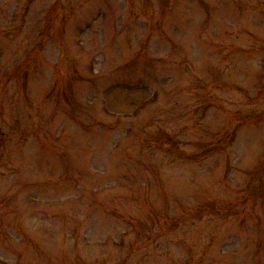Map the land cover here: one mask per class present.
<instances>
[{
    "label": "rangeland",
    "instance_id": "obj_1",
    "mask_svg": "<svg viewBox=\"0 0 264 264\" xmlns=\"http://www.w3.org/2000/svg\"><path fill=\"white\" fill-rule=\"evenodd\" d=\"M0 264H264V0H0Z\"/></svg>",
    "mask_w": 264,
    "mask_h": 264
}]
</instances>
